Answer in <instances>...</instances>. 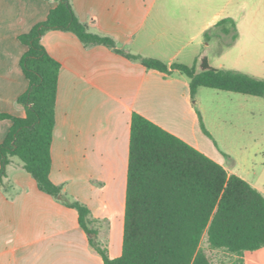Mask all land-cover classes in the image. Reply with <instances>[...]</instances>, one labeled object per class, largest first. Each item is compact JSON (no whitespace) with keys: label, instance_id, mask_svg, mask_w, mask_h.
Segmentation results:
<instances>
[{"label":"crops","instance_id":"obj_1","mask_svg":"<svg viewBox=\"0 0 264 264\" xmlns=\"http://www.w3.org/2000/svg\"><path fill=\"white\" fill-rule=\"evenodd\" d=\"M70 3L87 31L113 38L119 48L168 65L195 64L197 70L203 49L220 38L204 37L216 22L230 17L236 26L241 10L248 20L253 12L264 11V0ZM55 5L54 0H0V113L25 115L17 103L28 87L20 66L26 46L19 35L45 19ZM41 43L61 65L50 179L62 185L70 200L89 208L97 242L109 257H117L131 114H141L200 150L199 116L189 78L179 71L166 74L146 68L102 44L86 46L70 31L48 30ZM10 126L9 118L0 117V142ZM261 248L245 251L244 263L264 264ZM0 264H103L79 225L76 209L41 191L16 156L0 182Z\"/></svg>","mask_w":264,"mask_h":264},{"label":"trees","instance_id":"obj_2","mask_svg":"<svg viewBox=\"0 0 264 264\" xmlns=\"http://www.w3.org/2000/svg\"><path fill=\"white\" fill-rule=\"evenodd\" d=\"M56 5L45 19L21 35L26 46L20 66L28 81L17 97L25 115L9 118L11 126L0 142V182L12 156L36 181L37 187L66 206L75 208L78 222L87 233L89 244L103 264H211L200 246L203 235L211 249H222L235 256L230 264H244V252L264 247V195L242 177L229 173L180 137L163 129L137 112L130 118L125 208L121 253L109 257L97 242L89 208L70 200L62 185L49 176L51 141L55 125V100L60 62L41 43L48 30L74 33L86 46L102 44L146 68L166 74L179 71L189 78L194 95L198 87H209L242 94L264 96V80L226 68H216L204 56L195 64L165 62L127 52L115 40L87 31L77 18L70 0H54ZM237 37L235 22L220 19L204 34ZM199 116V115H198ZM202 132L211 137L200 116Z\"/></svg>","mask_w":264,"mask_h":264},{"label":"rangeland","instance_id":"obj_3","mask_svg":"<svg viewBox=\"0 0 264 264\" xmlns=\"http://www.w3.org/2000/svg\"><path fill=\"white\" fill-rule=\"evenodd\" d=\"M241 11L236 20L235 42L227 44L230 35L211 39L203 55L213 67L237 70L264 80V11L253 12L249 20L248 13ZM191 97L211 134L210 137L202 132L199 121L201 152L264 195V96L201 86ZM200 246L211 264H230L235 259L222 249H211L205 235ZM259 251L264 253V248Z\"/></svg>","mask_w":264,"mask_h":264}]
</instances>
